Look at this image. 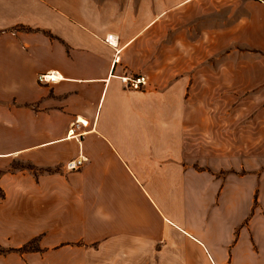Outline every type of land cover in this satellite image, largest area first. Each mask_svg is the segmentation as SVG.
Returning a JSON list of instances; mask_svg holds the SVG:
<instances>
[{
	"label": "crops",
	"instance_id": "crops-1",
	"mask_svg": "<svg viewBox=\"0 0 264 264\" xmlns=\"http://www.w3.org/2000/svg\"><path fill=\"white\" fill-rule=\"evenodd\" d=\"M169 2L127 36L94 0H0V264H264V213L243 250L242 198L217 223L193 166L228 96L264 117V0Z\"/></svg>",
	"mask_w": 264,
	"mask_h": 264
},
{
	"label": "rangeland",
	"instance_id": "rangeland-1",
	"mask_svg": "<svg viewBox=\"0 0 264 264\" xmlns=\"http://www.w3.org/2000/svg\"><path fill=\"white\" fill-rule=\"evenodd\" d=\"M94 1L99 4L100 8L111 14L109 20L114 23L115 28L127 36L132 35L150 18L153 4L156 1L161 4L160 8L164 10L170 8V0ZM243 96L241 97L243 98ZM227 98L226 103L221 101V108L225 103L228 111L227 117L234 115V110L241 109L243 115L239 123L240 127L231 128L229 126L231 118L228 117V125L225 130L219 131L217 128L218 131L207 133V135L196 134L195 141L197 142L195 145L198 146L203 143L210 149L194 150L195 153L211 155L210 162L212 164H199L195 161L193 166L196 171L207 173L204 183L210 189V194L206 197V200L209 201L208 205H210L207 207V214L210 218L216 219L217 223L222 224V222L233 218L235 213L233 202L238 197L242 198L244 217L236 229V234L237 237L242 238L243 250L247 247L255 250L251 242L250 222L252 215L256 213L259 217V226H261L264 213V190L261 187L264 179V133L255 132V130L260 129L255 121L257 119L264 120V117L252 118L250 101L238 103L230 101L229 96ZM218 104L220 103L212 102L211 110L218 109ZM220 151L225 153L224 161H219ZM256 154L259 158V164L250 165L249 161ZM263 244L255 246L260 254H264Z\"/></svg>",
	"mask_w": 264,
	"mask_h": 264
},
{
	"label": "built area",
	"instance_id": "built-area-1",
	"mask_svg": "<svg viewBox=\"0 0 264 264\" xmlns=\"http://www.w3.org/2000/svg\"><path fill=\"white\" fill-rule=\"evenodd\" d=\"M58 79V75L54 71H46L36 75V80L42 84L53 83ZM121 81L127 87L132 89H141L146 84V77L144 75H123L120 77ZM85 158L83 156H78L75 159L67 161L64 168L67 170H73L80 168L84 163Z\"/></svg>",
	"mask_w": 264,
	"mask_h": 264
},
{
	"label": "trees",
	"instance_id": "trees-1",
	"mask_svg": "<svg viewBox=\"0 0 264 264\" xmlns=\"http://www.w3.org/2000/svg\"><path fill=\"white\" fill-rule=\"evenodd\" d=\"M15 166H21V167H22V166H25V167H26L27 165H20V164L18 165V164H16ZM27 247H28V245H24V247H22V248H23V249H26ZM31 248H32V247H31Z\"/></svg>",
	"mask_w": 264,
	"mask_h": 264
},
{
	"label": "bare ground",
	"instance_id": "bare-ground-1",
	"mask_svg": "<svg viewBox=\"0 0 264 264\" xmlns=\"http://www.w3.org/2000/svg\"><path fill=\"white\" fill-rule=\"evenodd\" d=\"M111 38V37H110ZM113 42V41H112ZM116 42V41H115ZM115 44V43H114ZM114 46V45H113Z\"/></svg>",
	"mask_w": 264,
	"mask_h": 264
}]
</instances>
